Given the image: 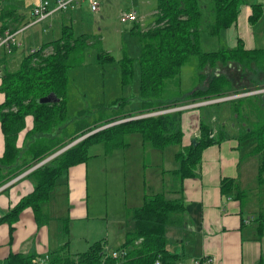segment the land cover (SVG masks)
<instances>
[{
  "label": "trees",
  "instance_id": "trees-1",
  "mask_svg": "<svg viewBox=\"0 0 264 264\" xmlns=\"http://www.w3.org/2000/svg\"><path fill=\"white\" fill-rule=\"evenodd\" d=\"M11 1L0 0V36L8 30L13 31L9 24L16 19L13 17L16 8ZM241 6L242 0H212L208 8H202L200 0H157L156 20L145 30L138 23L132 28L142 48L138 59L141 109L135 113L121 111L110 118L101 116L91 124L83 122L65 140L47 142L45 137H37L48 136L54 127L67 122L69 72L85 65L89 48L96 50L98 65L114 62L111 55L104 53L101 37L85 33L76 37L71 26L65 25L60 38L44 43L37 53L25 56L18 70L6 69L0 76V94L3 96L0 99V124L5 137V154L0 159V188L75 140L109 124L146 113L264 89V84H259L264 82V48L247 50L242 40H238L235 48L223 46L210 52H204L201 48V34L205 27L210 36L218 37L222 30L237 22ZM262 16V5L254 4L249 22L256 25ZM192 57L198 59L199 84L185 98L164 100L168 87L180 82L181 70ZM133 63L134 60L129 57L120 61L123 87L132 83ZM242 83H249L251 87L242 86ZM49 95H54L59 101L42 104L41 99ZM230 101L229 105L223 101L201 108L228 107L230 116L239 122L235 139L239 143L241 159L257 157V178L263 184L264 93ZM113 104L122 108L126 102L117 100ZM98 107L103 108L104 105ZM183 113L181 110L123 122L94 133L70 147L27 175L35 181L34 191L0 218V224L7 221L15 223L28 208L34 211L38 224L47 223L48 216L44 211L62 175L70 168L86 163L93 145L103 143L106 153L110 154L129 147L133 134L141 136L143 147L160 150L178 147L175 157L179 168L164 171V176L167 177V173L172 184L165 179L164 183L172 189L173 194H182L183 182L195 177L203 152L229 137L223 126L216 130L211 124L201 121L197 137L189 145L183 146ZM29 116L33 117V128L27 132L22 147H19V135L25 130ZM23 155L30 156L31 160L23 164L26 168L20 173V169L14 168L19 165ZM7 168L9 172L6 173ZM221 192L235 199L244 197L233 179L222 181ZM183 214L181 197L171 199L164 191L146 196L142 207L128 213L126 239L117 249L119 257L114 258L107 253L104 240L95 242L82 253H71L70 241L67 240L58 251L50 254L48 264H186L179 255L168 249V231L181 225ZM63 233L66 237L70 234L69 223H65ZM6 264L41 263L35 255L17 253L11 254Z\"/></svg>",
  "mask_w": 264,
  "mask_h": 264
},
{
  "label": "crops",
  "instance_id": "crops-1",
  "mask_svg": "<svg viewBox=\"0 0 264 264\" xmlns=\"http://www.w3.org/2000/svg\"><path fill=\"white\" fill-rule=\"evenodd\" d=\"M41 1H11V4L16 8V13L13 16L16 19L11 21L9 25L13 31L24 29L18 35L27 34V39L22 40L23 47L29 46L33 49L30 44L32 39L29 37V32L38 25L44 22L48 23L53 17H58L62 19L64 26V21L66 19L72 21V17L78 15L82 8L80 4L72 10L55 12L43 21L32 24V11ZM254 4H261L263 7V16L256 25L249 22ZM209 5H205V8H208ZM28 7L31 8V14L27 19H22L19 13ZM139 17L143 21L144 17L140 14ZM47 25L50 26V24ZM48 28L46 26L43 32L47 33ZM216 38L219 41V47L235 48L238 40H242L247 50L264 48V0H242L237 22L232 27L222 30ZM19 50L16 49L12 54H8L6 51L0 54L3 69H10L15 58L19 56L17 55ZM0 99H3L1 94ZM203 112L191 110L183 115V146L189 145L197 137L200 123L204 119ZM208 112H212L214 116L207 117ZM214 112V109L204 112L206 119H209V124L212 123V119H218ZM220 112H223L225 116L227 113L230 114L227 106H224ZM32 128L33 117L29 116L26 119L25 130L19 135V147H22L25 135ZM227 135L229 137L222 143L211 146L203 152L202 162L195 177L183 182L182 194H173L172 189L166 187L165 181L162 183V190L167 197L171 199L181 197L183 200V221L181 225L171 227L172 229L170 228L168 231V249L171 253L179 255L184 263L207 258L211 259L213 264H264V209L258 205L254 197L245 200L247 193L243 186L249 185L247 184V176L248 170L251 168L248 161L246 163L247 169L242 171L241 168L243 161L249 158L241 159L239 143L235 139L236 135L230 134V131H227ZM4 154L5 137L0 124V159L4 157ZM21 158L19 165L14 168L20 169V173L26 168L23 164L31 160L30 156L25 155ZM91 158H95V160L88 162ZM90 159L86 163L70 168L62 175L52 191L51 200L44 211L45 215L48 216L47 223L38 224L34 211L28 208L20 214L19 219L13 225L8 221L0 224V261L17 253L26 256L35 255L37 259L41 260L48 259L51 253L58 251L65 243V236L63 235L65 223H69V220H82L89 217L88 199L94 195L93 189L96 187L94 180H97L100 175L101 165L106 164L102 163L101 160L103 159L100 154L94 156L90 154ZM105 167L107 170L109 164H106ZM178 168L179 166L173 165L169 171ZM5 172H9V168ZM27 175V172H23L0 188V218L5 216L23 197L34 191L35 181H31ZM224 179L235 180L244 197L235 199L223 195L221 183ZM91 184L93 185L92 192ZM260 185H264V183ZM162 192L152 193V195ZM136 208L138 207L130 209ZM74 230L71 227V235H73ZM103 240L106 241L107 245L105 238L100 241ZM71 242L70 248L72 247Z\"/></svg>",
  "mask_w": 264,
  "mask_h": 264
},
{
  "label": "rangeland",
  "instance_id": "rangeland-1",
  "mask_svg": "<svg viewBox=\"0 0 264 264\" xmlns=\"http://www.w3.org/2000/svg\"><path fill=\"white\" fill-rule=\"evenodd\" d=\"M211 3L212 0H200L202 8L207 4L211 5ZM99 4L100 10L92 12L89 4L82 2L81 11L78 15L72 17V21L66 19L64 26H71L76 37L83 33L100 36L104 53L111 55L114 62L98 65L96 63V50L89 48L85 65L69 72L67 122L54 127L50 135H42L37 138L45 137L47 142L65 140L73 134L77 125H81L83 122L91 124L100 119L101 116L110 118L120 114L121 111L135 113L141 109V75L138 59L142 53V48L139 37L132 33L135 23H122L120 14L122 10H137L140 12V16L144 17L139 24L141 29L145 30L156 20L157 0H99ZM30 14L31 8L28 7L25 11H21L19 16L22 19H27ZM1 24L0 22V27ZM47 24H50V26ZM46 26L49 27L47 33L43 32ZM62 27V19L58 17H53L48 23L44 22L38 25L29 32V37L32 39V43H30L32 48L39 49L42 44L60 38ZM26 35H21L18 39L21 41L26 40ZM201 48L204 52L220 49L219 41L216 37L210 36L207 26L201 34ZM30 49L29 46L20 48L17 52L18 58H15L10 69L7 68V70L16 71L24 57L30 53ZM125 57L134 60V77L130 85L123 87L121 84L120 61ZM4 73L2 71V75ZM198 73V59L192 57L181 70L180 82L173 83L168 87L164 100L185 98L199 84L200 77ZM259 84L263 85L264 82ZM250 85L249 83H242V86L251 87ZM117 100H124L126 104L122 108L118 107L113 104ZM224 102L229 105L232 101L226 100ZM101 104L104 105L103 108L98 107ZM206 107L185 109L183 115L190 112L191 109L199 112L204 111L205 113L207 110L214 109V114L218 116H215L218 118L217 120L212 119V123H210L214 129L219 130L223 126L228 132L230 131V134L237 135L239 122L233 119L229 113L225 116L223 112H220L224 106H215L212 109ZM228 111L230 110L228 109ZM82 112L84 114H81ZM204 112L203 121L209 124V119H206ZM207 116L213 117L214 115H212V112H208ZM130 119L136 120L137 118L131 117L121 121L127 122L131 121ZM105 150L103 143L95 144L89 150V153L93 156L100 154L103 159L101 160L102 163L109 164V167L106 170V164H102L100 175L96 172L99 177L94 180L96 186L93 189L94 195L88 199L89 217L82 220H69V237L63 235L65 236L64 242L68 239L72 241V247L69 248L72 252H86L93 242L100 241L103 238L107 240V253L116 251L126 239L125 225L128 220V213L131 211L130 208H140V206H143L146 196L162 192L164 179L172 184V180L167 173H165L167 177H164V170L169 172L173 165L179 166L175 157L178 151L177 146H170L165 150L143 147L139 134L131 135L130 146L126 149H117L110 154H107ZM94 160L95 158H91L88 162ZM247 161L251 169L248 170L247 176V184L249 185L243 186L247 193L245 200L254 197L258 205L264 209V185H260L257 178L258 159L253 157L244 160L242 171L247 169ZM31 181H34L33 178H31ZM92 186L91 184V192ZM123 217L125 218L123 219ZM71 227L75 229L73 235H71ZM61 239L63 240V238ZM0 264H6V260H1Z\"/></svg>",
  "mask_w": 264,
  "mask_h": 264
},
{
  "label": "built area",
  "instance_id": "built-area-1",
  "mask_svg": "<svg viewBox=\"0 0 264 264\" xmlns=\"http://www.w3.org/2000/svg\"><path fill=\"white\" fill-rule=\"evenodd\" d=\"M82 2H87L89 4L92 12H98L100 10L99 0H42L41 3L39 5H37L36 7H34V9L32 11V18H33L32 24L43 21L44 19H46L47 17H49L51 14H53L55 12L72 10L75 7H77L78 5H80ZM120 19H121L122 23H128V22L140 23L142 21L141 18L139 17L138 12L134 9L121 12ZM23 31H24V29H22L20 31L8 30L3 35H1L0 36V54L4 51H6L8 54H12L16 49L22 48L23 42L18 39V37H19L18 35ZM37 50L38 49H31L29 54L37 53ZM1 57L2 56H0V76H2V71L5 70V69H3V66L1 63ZM261 93H264V89L258 90L255 92H249V93H245V94L231 96V98L225 97V98H229V99L220 98V99H215V100H211V101H207V102L195 103L192 105L191 104L190 105H184V106L175 107L172 109L146 113V114L138 116V117L145 118V117H151V116H159V115H162L165 113L181 111V110H185V109H189V108L197 109V108H200L202 106H207L209 104H214V103L223 102L226 100H232V99H236V98H240V97H244V96H248V95H255V94H261ZM204 104H207V105H204ZM194 109H191V110H194ZM48 162L49 161H46L41 165H39L40 164L39 163L38 164L39 166H37V168L48 163ZM34 167H36V166H34ZM108 254L112 255L114 258H117L120 256V253H118L117 250L112 252V253H108ZM48 260L49 259H45V260L38 259V261L41 264H48V262H49ZM157 264H160V262H157ZM186 264H213V261L211 259L205 258V259L193 260V261L186 263Z\"/></svg>",
  "mask_w": 264,
  "mask_h": 264
},
{
  "label": "water",
  "instance_id": "water-1",
  "mask_svg": "<svg viewBox=\"0 0 264 264\" xmlns=\"http://www.w3.org/2000/svg\"><path fill=\"white\" fill-rule=\"evenodd\" d=\"M225 99H229V98H225ZM59 101L54 95H49L48 97H45L43 99H41V103L42 104H49V103H55ZM137 119H139L140 117H136ZM130 120H134V119H130ZM123 123V121H118V122H115V123H112V124H109L107 126H104V127H101L100 129H97L87 135H85L84 137H81L77 140H75L74 142H72L71 144H69L68 146L64 147L63 149H61L60 151L56 152L55 154H53L52 156L48 157L47 159H45L44 161H42L39 165L43 164L44 162L46 161H51L53 158H55L56 156H58L59 154L63 153L64 151L68 150L70 147L74 146L75 144L79 143L80 141L84 140L85 138L89 137L90 135L94 134V133H97L101 130H104V129H107L109 127H112L114 125H117V124H121ZM37 165V166H39ZM36 167H33L31 170L27 171V174H29L31 171H33Z\"/></svg>",
  "mask_w": 264,
  "mask_h": 264
}]
</instances>
